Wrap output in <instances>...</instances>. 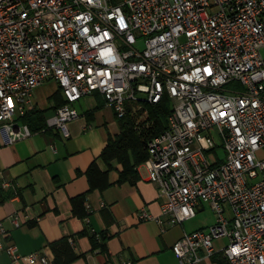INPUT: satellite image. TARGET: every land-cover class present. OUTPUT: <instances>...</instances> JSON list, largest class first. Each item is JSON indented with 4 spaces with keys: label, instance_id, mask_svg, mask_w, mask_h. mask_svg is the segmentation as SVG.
<instances>
[{
    "label": "built area",
    "instance_id": "2783aa9c",
    "mask_svg": "<svg viewBox=\"0 0 264 264\" xmlns=\"http://www.w3.org/2000/svg\"><path fill=\"white\" fill-rule=\"evenodd\" d=\"M49 80L64 104L43 130L65 139L85 96L100 94L118 119L141 113L138 128L147 105L167 98V128L148 140L143 164L164 197L161 216L142 208L140 220L181 224L206 204L215 223L175 242L178 264H203L221 239L228 264H264V0H0V132L9 144L34 134L15 117ZM5 235L0 221V251L13 263H49Z\"/></svg>",
    "mask_w": 264,
    "mask_h": 264
},
{
    "label": "crops",
    "instance_id": "0c3cea01",
    "mask_svg": "<svg viewBox=\"0 0 264 264\" xmlns=\"http://www.w3.org/2000/svg\"><path fill=\"white\" fill-rule=\"evenodd\" d=\"M63 100L58 84L46 81L34 91L32 107L26 114L34 117L32 123L36 116L46 122ZM75 107L80 116L69 124L68 139L56 129H33L31 137L9 144L6 132H0L4 242L18 246L23 255L38 253L48 259V264H57V256L66 260L69 250L77 257L68 264H178L173 245L185 232L210 226L200 224L189 229L186 225L209 207L202 205L195 218L181 224L168 216L163 217L162 224L140 220L142 208L155 218L161 216L164 197L149 181L143 165L134 183H119L121 165L114 162L109 171L102 161L109 139L120 132L115 109L98 93L83 97ZM29 117L17 115L15 123L27 125ZM93 163L101 172H108L111 185L104 190L90 189L87 172ZM79 197L75 206L73 200ZM14 217L19 226L13 223ZM103 234L106 249H96L94 242ZM68 238L74 239V250L66 247ZM216 241H221L218 248L214 242L216 253L203 264H228L221 251L227 240ZM0 264L41 263H13L5 251H0Z\"/></svg>",
    "mask_w": 264,
    "mask_h": 264
},
{
    "label": "trees",
    "instance_id": "16d2710c",
    "mask_svg": "<svg viewBox=\"0 0 264 264\" xmlns=\"http://www.w3.org/2000/svg\"><path fill=\"white\" fill-rule=\"evenodd\" d=\"M63 104L64 100L57 106V108L61 107ZM147 106L149 109V115L146 119L141 120L143 127H137V119L141 116V113L131 114L129 112V114L124 119H119V134L109 139L105 149L101 154V159L108 166L109 171L113 169L114 162L121 165L122 170L120 172V178L118 179L119 183H134L136 181L138 178L137 171L139 167L143 165L148 158V140L152 136L162 133L167 128V118L170 113L169 100L165 98L164 101L159 105ZM29 113L35 116L37 115V113ZM29 115L25 114L23 118H28ZM32 118L29 117L27 120V125L32 131H34L33 129H35V131H41L46 127V122L44 121L43 117L36 116L33 123L31 121ZM147 122H149L148 125H146ZM87 173L91 190H104L111 185L107 178L108 172H101L96 163L91 165ZM78 200H80V197L73 200L75 206L78 203ZM95 237L96 236L94 235V238ZM71 239L72 242L70 241V238L66 240V247H70L71 250H74V239ZM106 240L107 237L103 234L101 238L95 240V248L105 250ZM68 252L65 254L66 260H61L62 258L57 256L56 263L68 264L72 259L77 257L75 253L71 254L70 250Z\"/></svg>",
    "mask_w": 264,
    "mask_h": 264
},
{
    "label": "rangeland",
    "instance_id": "374dc122",
    "mask_svg": "<svg viewBox=\"0 0 264 264\" xmlns=\"http://www.w3.org/2000/svg\"><path fill=\"white\" fill-rule=\"evenodd\" d=\"M45 86H47V85H45ZM45 86L41 87L40 89L45 88ZM217 143L221 144V142H219V141H217ZM219 153L221 156H224L223 149H219ZM215 220H216L215 215L211 212V210L209 208L208 209L206 208V211L203 213H200L196 220L187 222L186 225L188 226L189 229H193L196 227V225H200V224L213 225L215 223ZM220 242L221 241H215V245L217 248H218Z\"/></svg>",
    "mask_w": 264,
    "mask_h": 264
}]
</instances>
